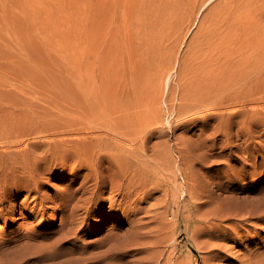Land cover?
Here are the masks:
<instances>
[{
    "label": "rangeland",
    "instance_id": "rangeland-1",
    "mask_svg": "<svg viewBox=\"0 0 264 264\" xmlns=\"http://www.w3.org/2000/svg\"><path fill=\"white\" fill-rule=\"evenodd\" d=\"M134 4L138 14L135 26L139 29L140 35L144 37L145 46L149 45V48H152L148 60L141 64L145 67L144 71L150 69V72H154L155 78L149 79L148 83L153 86L154 81L161 82L160 86L163 88L160 92L163 96L161 95L158 100L154 96L156 95L155 90L152 95L147 94L146 102L152 109L146 111L142 121L138 120L134 113L136 108L133 109V94L130 95L133 87L120 77V71H122L120 0H0V177L2 178L3 175L5 177L9 173L12 178L14 176L13 179L9 176L12 179L10 184L12 181L14 183V179L16 180L21 175L19 168L23 167L21 163L24 160L33 155L44 156L46 146L41 149L36 148V150L34 145L42 144L43 136L58 137L56 133L59 126L75 123L78 118L85 119L87 115L84 109L88 108L87 104H89L88 109L94 108L96 112L100 111L104 119H110L113 116L106 114L105 109H120V126L129 122L141 123L144 122L143 120L166 125L168 133L162 137L157 135L153 139L150 138L149 150L138 156L140 160L147 159L155 164L157 146L154 148L153 146L156 145L157 140L165 141L168 137L167 141L172 145L170 158L185 161L181 162L186 166L194 165L199 175L221 174V178H215L221 184H227L231 176L235 178L234 181L230 180L229 188L222 193L219 199L224 205L228 201L236 202V198L243 195L259 197L264 193V107L257 111L251 110L253 105L264 106V97L262 98L264 95V0H135ZM213 57L218 59L215 61L216 64L211 65L212 62H208L207 59ZM168 70L170 72L173 70L169 92L168 85L165 84L164 90V83H162L164 79L159 77L161 73ZM125 83L129 85L126 86ZM240 87L246 89L247 96H237L245 98L246 105L229 119L218 116L216 113H213L214 117L211 119L206 118L204 114L207 111L196 112L197 109L194 108L196 101L184 99L182 95L186 92L194 94L195 91L200 94L215 92L224 88L226 92H233ZM126 88L128 91L125 92ZM256 99L259 100L256 101ZM182 110L185 112L179 116ZM167 120L172 121V127H177L170 129ZM178 124H180L179 127ZM245 131L250 132L249 136H238L239 132L243 134ZM205 137H214L215 145H210L212 142L209 140L207 145L202 147L201 142ZM152 141H155L153 145ZM233 141L235 144L242 145L240 148H235L234 158L217 157L216 163L207 159L209 153L228 152L229 150L224 152V146L226 142L232 144ZM182 142L184 144L195 143V145H185V149ZM18 143L20 146L27 143L29 147L26 145L20 149L10 147L8 157L2 160L1 156L5 152V147ZM193 145L200 146L202 152L196 149L198 153L204 152L203 166L185 157L187 146L193 147ZM176 146L184 150L182 157L180 156L182 153L180 154ZM148 152L151 153L148 154ZM58 158L62 160V157ZM8 161L14 164L11 165L7 163ZM79 161L78 156L69 158L66 171L68 172L72 166L78 164L80 170L77 169L76 172L79 173L77 176L80 183L81 178L88 173V168L84 165L86 163ZM242 165L245 169L240 168ZM11 168H13L12 174L10 173ZM48 172L49 170L41 172L40 180L44 183L47 181V184H53L54 187L57 185L60 187L69 178L61 173L59 178L48 180L50 178ZM45 176L48 177L45 178ZM177 177L173 183L176 186L181 183L182 174H178ZM163 178L168 179L167 176ZM78 182L75 184L76 187L80 185ZM0 184L5 187L3 182ZM92 184H96V179L93 180L90 177L87 186L90 185L91 191L85 196L93 195L92 191L96 185ZM202 184L206 187L208 183ZM203 186L201 189L204 188ZM43 191L51 194L47 188ZM162 191L164 190L159 188L153 196L139 203L140 207L137 208L142 207L143 213L139 210L132 218L141 217V223L144 224L147 219L149 225L145 224L147 228L145 230L152 238L138 239L135 244H131L130 241L122 244V248L129 250L126 253L124 264H143L142 261L151 264L148 258L142 257L156 249L166 253L174 250V259L171 264H250L248 258L252 252L258 250V253L261 251L264 253V221L246 219L239 231L241 237L238 242L235 244L232 241H220L226 243L227 248L230 249L228 251L223 249V257L211 256L207 248H199L200 245H206L209 235L195 234L196 230L192 228L193 237L191 238L186 232L188 224L190 228L192 225L201 227L209 224L203 219L199 222L195 221L205 213L209 206L203 205L197 209L185 201L182 207L184 212L187 211L186 214L195 212L192 213L194 214L192 221L179 218L176 250L170 245L169 247L162 245L159 248H152L149 240L154 242L157 239L153 236L155 231L152 229L158 224L153 225L155 223L153 217H155L154 213L158 204L160 213L163 214L162 219L159 218V220H172L170 209L163 213L168 202L162 199L165 197ZM16 192H12L4 203H0V208L16 203V214L0 213V242L7 237L15 236L12 239V245L18 237L22 236L20 234L26 230L29 231L28 229H37L45 234L50 233L52 236L51 233L62 225V211L56 209L59 206L58 201L54 202L56 206H53L54 203L51 204L50 216H44L47 220L42 219L40 222L41 215L36 216L32 212V198L27 200L28 197L24 191L16 197L13 195ZM81 194L82 192L77 193L76 198ZM109 194L110 197L114 195L111 192L110 182L103 196L108 195L107 197L110 198ZM233 194L237 196L232 198L230 195ZM155 195H158L157 197L165 203L160 204L161 201H158ZM120 197L122 198V195ZM120 197L121 205H118V200V203L111 206L113 209L108 205L109 200L106 202L104 214L109 213L107 216H102L97 212L91 215L90 221L93 222L90 226H86L87 235L85 234L77 241L78 244L68 243L65 246L75 248L81 244L97 242L105 239L106 234H111V230L119 232L118 234L127 240V229L130 224L121 217L123 215L121 209L132 210L133 201L131 199L123 205ZM258 201L244 203L248 206H256ZM157 202L160 203L157 204ZM47 203L44 200L39 206L47 205ZM144 206H149L150 210ZM118 207L120 210L117 209ZM174 208L177 209V207ZM80 210L81 214H86L85 210ZM117 213H120V217ZM157 219L158 217L155 221ZM235 221L233 217L224 218L219 221V224L224 227ZM153 238L156 239L153 240ZM49 240L51 239H47ZM149 245H151V250L147 249V246L150 248ZM101 248L105 246L97 247L96 250H101Z\"/></svg>",
    "mask_w": 264,
    "mask_h": 264
},
{
    "label": "bare ground",
    "instance_id": "bare-ground-1",
    "mask_svg": "<svg viewBox=\"0 0 264 264\" xmlns=\"http://www.w3.org/2000/svg\"><path fill=\"white\" fill-rule=\"evenodd\" d=\"M134 3L135 0H120V63L122 66L120 77L122 80L126 81V83H130L132 85L133 91H130V95L132 96L133 94V109L136 108V111L134 113L138 120L142 121V117H144V115L147 113L146 111L152 109L147 105V94L152 95L155 90L156 95L154 96L158 100V98L162 95V93L160 95V92L163 91V88L162 86H160L161 82L154 81L153 86L148 83L149 79L152 80L153 78H155L154 72H150V69L148 71H144L145 67L143 66V64H141L148 60V55L152 48H149V45L145 46L144 37L140 35L139 29L135 26L138 14L136 12V5ZM161 56L164 57V55ZM217 59L218 58L213 57L208 58L207 61L212 62L211 65H213L216 64L215 61ZM162 60H165V58H162ZM172 71L170 72V70H168L167 72L165 71V73H161V75H159V77L164 79L162 82L164 83V90L165 84L168 85V92L171 90L170 82L173 75ZM128 80L129 82H127ZM233 82L235 81L233 80ZM225 90L226 88L215 92L209 91L202 94L197 93V91H195L194 94L186 92L182 95L184 99H188L189 101H196L194 106V108L197 109L196 112L200 110L207 111V113L204 114L206 118L211 119L212 117H214L212 116L213 113H216L218 116H223L229 119L232 118L236 113H238L240 111V108L245 107L247 101L243 97L247 96V91L246 89H243L241 87L236 88V90L233 92H226ZM126 91H128V88L125 89V92ZM237 95H243V97H239ZM263 97L264 95H262V98ZM163 98L164 97H162V99ZM166 100L168 101V98ZM258 100L259 99H256V101ZM77 105L81 106L80 104ZM87 106L88 108H90L89 104H87ZM262 107L264 106L253 105V109L251 111H257ZM88 108L84 109V112L87 115L85 119L81 120L78 118L76 119L75 123L68 125L65 124L66 126H59L56 133L58 134L56 135L58 137L51 135L43 136V143L39 144L38 146L34 145V149H41L42 147L44 148L46 146L44 149L46 151L44 156H27L28 158L24 160V162L21 161V165H23V167H18L21 175L16 180L14 179V183L12 181V184H10V180H12L14 176L12 178V175H9V173H5L7 174L5 175V177L4 175L2 176V178L0 177V182H3L5 185V187H2V184H0V203H4L8 195H11L12 192L17 191L13 195L18 197L22 193V191H24L26 192V196L28 197L27 200L32 198V212H34L36 216L41 215V218L39 217L40 222L42 219L44 221L47 220L46 217L49 215V208L52 207V203H56V201H58L57 204L59 206L56 207V209L62 211V225H60L58 222L60 227H58L53 231V233H51L53 234L52 236H50V233L48 232V234H45L37 229H28L29 231L24 230L25 232L20 234L22 236L18 237L16 239V242L12 245V239H14L15 236L7 237L2 240L0 242V264H97L101 262H104L106 264H124V261H126V253H128L129 250L122 248V244H127L129 243L128 241H130L131 244H135L138 239H145V237L149 239L152 238V236H149V232L145 230V224L147 223V225H149L147 222L148 220L146 219L147 221L145 220L146 223L144 224L141 223V217H132H135L137 215L136 213L139 210L140 212L144 210L142 209V207L137 208L139 206V203L146 201L149 196H153L159 188H162L164 190L162 191V193H164L165 197H162V199H164L165 202H168V206L166 205L167 208L164 209L163 213L170 209L172 212V220H159V218L162 219L163 214L160 213V208L158 207V203L160 202H157L158 205L154 213L155 217H153V222L155 223H153V225L157 223L158 224L154 227V229H152L153 231H155V234H153V236L157 239L153 238V240L156 239L154 242L149 240V242L152 243V248H159L162 245L168 247L170 245L172 249H175L177 247L176 240L179 235L177 224H179V218L192 221L194 215H192V213L195 212L192 211V213L189 212L186 214L187 211L184 212V209L182 208L184 201L188 205L194 206L197 209L201 208L203 205L209 206L207 210L205 209L206 211L201 217L196 218L198 214L197 216L195 215L196 222H199L203 219L209 224L201 227L192 225L191 228L188 224L186 232L187 235H190L191 238L193 237L191 234L192 228L196 230L195 234L199 233L209 235L205 246L200 245L199 243H197V245L199 244L200 247H198L201 249L207 248L211 256L223 257V249H226L227 251L228 249H230L227 248L228 246L226 243H223L224 241H232L235 244L238 242V239L241 237L239 231L241 230L243 222L246 219H256L258 221H264V193H262L259 197H248L249 195H243L237 197L236 202L228 201L226 205H224L223 202L219 201V199L222 193L227 191V189L229 188V182L234 181L235 178L231 176L227 184H221L219 180H215V178H221V174L199 175L197 173V170L194 169V165L186 166V164L182 163L185 161L181 160V162L179 161L180 159L174 160L173 158H170L172 145L167 141L168 137H166L167 139L165 141L157 140V142L155 143L156 145L153 146V148L157 146V154L154 162L155 164L149 162L147 159L140 160L138 156H140L141 153L145 154V151L149 150L148 147L150 143L148 144V142L150 138L153 139V137L157 135L162 137L163 135L168 133L165 124H157L152 123L148 120H143L144 122L141 123L129 122L124 123L120 126V109H105L106 114H111L113 116L110 119H104L100 111L96 112L94 108H91L90 110ZM183 112L185 111H180L179 116L180 114H183ZM174 123L177 124V122ZM167 124L169 125L170 129L177 127H172V121L169 120H167ZM179 125L180 124H178V127ZM198 134L200 135L201 133ZM249 134L250 132L246 131L243 132V134L242 132H239L238 136H249ZM183 140L185 142V139ZM209 140L212 142V144L210 145H215L214 137H205L201 142V146H206L207 141ZM154 142L152 143V145L154 144ZM184 142H182L184 148L185 145H195V143H197V141L190 144H184ZM19 144L20 143L14 146H6L5 152H3L1 156L2 160L8 157V150L10 147L20 149L27 143H24L23 146H20ZM194 145L193 147H190L191 145L189 147L187 146L188 150H186L187 155H185V157L187 156V158H191L194 163H200L203 166L204 152L201 153L202 151L200 150V146ZM241 146V144H235V141H233L232 144L226 142L224 146V152L226 150H229L228 152H212L207 154V159H210L212 163H216L217 157L227 156V159L234 158L235 148H240ZM176 148L180 151V154L182 153V155H180L182 157L184 154V150L177 146ZM245 148H247V146H245ZM138 149L140 150L138 151ZM196 149H199L201 151V154L198 153L199 151L197 152ZM149 153L151 152H148V154ZM29 154H31V151ZM76 156H78V161L80 159L82 163H86L84 165L86 168H88V173L85 175V177L81 178L82 181H80V183L78 182L79 177L77 176V174L79 173L76 172V170L78 169V164L72 166V168L68 172L66 171L69 158ZM58 157H62V160H60V158ZM187 158L183 159L188 160ZM2 163L4 162L2 161ZM7 163H9V161ZM15 164L17 166V163ZM84 165L82 167H84ZM3 168L4 167L2 166V169ZM240 168L245 169V166L242 165ZM255 168H257V166ZM15 170L17 171V168ZM45 170H49L48 175L50 178H48V180L52 178H59V176H61V173L67 175L69 178L66 179L63 185H60V187L59 185H57V187H54L53 184H47V181L44 183V181L42 182V180H40V173L45 172ZM179 172L182 174V179L181 183L177 184L176 186L173 183L177 180V176L178 174H180ZM10 173H13V168H11ZM9 176L12 179L9 178ZM163 176H167L168 179L165 180ZM46 177L48 176H45V178ZM90 177H92L93 180L96 179V184H92L93 186L96 185V187L92 191V196H85L89 191H91V188L89 189L90 185L87 186ZM77 182L80 185L76 187L75 184ZM108 182L111 183V192L114 194L112 197H110V193V198L107 197L108 195L103 196V193L108 186ZM204 182L208 183L206 187L202 184ZM201 186L205 188H202L205 192L202 191ZM45 188L49 189L51 194L44 193L43 189ZM80 192H82L81 196H78V198H76V194ZM162 193L160 194V197ZM120 195H122V198L120 197ZM235 195L236 194L230 196L233 198ZM157 196L158 195H155V197ZM119 197L122 199L121 202H123V205H125L124 203L130 201L131 199L134 202L131 203V206L133 204V211L126 208L121 209V211L123 212V215L121 217L129 221L130 224L127 229V240H124L123 237L118 234L119 232L116 233L111 230V234H106V236L104 237L105 239L99 240L97 242L88 241L89 243H87L86 241L82 240L87 244H81L79 246H75V248L74 246L73 248L65 246L68 243L76 244L77 241H79L86 234V231L88 230L86 226H90L93 222L90 221L92 219L91 215L93 213L97 212V214L107 216L109 213L104 214V212L106 211L104 208L106 206V202L109 200L110 204L108 205H110L109 207H111L114 206L116 202L118 203L119 200V205ZM44 200L49 204H41V206H39V204ZM159 200L160 199L158 198V201ZM155 201H157L156 198ZM155 201L154 203H156ZM250 201H258V204L256 206H248L244 203ZM163 202L161 201L160 204H163ZM239 202H243L244 204ZM55 203L53 204V206H56ZM15 204L11 203L6 207L0 208V213L12 215L16 214ZM252 205H254V203H252ZM37 206H39V209H37ZM144 207H147L146 209L150 210L149 206ZM174 207H177V209ZM80 209L85 210L86 214H84L83 212L82 213L84 215L81 214ZM117 209L120 210V207H118ZM118 216L120 217V213L118 214ZM157 217L158 219L156 220V222L155 219ZM230 217H233L236 221L224 227L219 224L220 220ZM54 218H56V216ZM49 238L51 240L47 241V239ZM222 240L223 242H220ZM194 241L196 240L194 239ZM103 246H105V248L96 250L97 247ZM149 246L150 248H148L147 246V249L151 250V245ZM173 251H169L168 253H166L165 251L156 249L150 252V254H148L147 256H143L142 258H148L151 264H171L172 259H174ZM248 261V263L250 264H264V253L262 251L261 253H258V250L257 252H252V255L248 258ZM142 262L143 264H146L145 261Z\"/></svg>",
    "mask_w": 264,
    "mask_h": 264
}]
</instances>
